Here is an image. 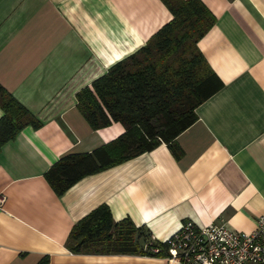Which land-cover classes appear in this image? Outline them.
<instances>
[{"label": "crops", "instance_id": "obj_1", "mask_svg": "<svg viewBox=\"0 0 264 264\" xmlns=\"http://www.w3.org/2000/svg\"><path fill=\"white\" fill-rule=\"evenodd\" d=\"M198 46L224 85L177 138L84 175L59 194L46 173L125 131L93 129L77 92L136 52L173 14L163 0H0V84L41 122L0 149V264H167L162 256L75 253L74 225L106 203L164 241L186 220L251 231L264 214V0H203ZM4 110L0 106V118Z\"/></svg>", "mask_w": 264, "mask_h": 264}, {"label": "trees", "instance_id": "obj_2", "mask_svg": "<svg viewBox=\"0 0 264 264\" xmlns=\"http://www.w3.org/2000/svg\"><path fill=\"white\" fill-rule=\"evenodd\" d=\"M173 14L136 52L114 63L106 74L77 92V107L93 129L120 122L125 131L91 152L67 153L46 173L59 194L84 175L120 164L161 143L178 158V136L197 119V107L223 81L198 46L216 16L203 0H163ZM0 149L25 126L41 122L0 84ZM75 253L153 254L152 245L167 248L149 229L130 217L115 220L103 203L81 218L69 237ZM42 260L38 264H46Z\"/></svg>", "mask_w": 264, "mask_h": 264}, {"label": "built area", "instance_id": "obj_3", "mask_svg": "<svg viewBox=\"0 0 264 264\" xmlns=\"http://www.w3.org/2000/svg\"><path fill=\"white\" fill-rule=\"evenodd\" d=\"M163 242L167 248L149 250L167 264H264V214L251 231L230 228L225 221L199 226L186 220Z\"/></svg>", "mask_w": 264, "mask_h": 264}]
</instances>
